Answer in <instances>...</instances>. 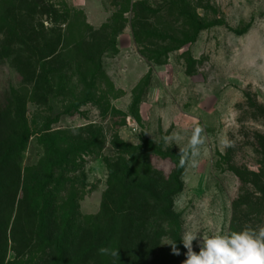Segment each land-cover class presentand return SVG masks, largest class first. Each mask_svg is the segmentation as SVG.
I'll return each instance as SVG.
<instances>
[{
	"label": "rangeland",
	"instance_id": "374dc122",
	"mask_svg": "<svg viewBox=\"0 0 264 264\" xmlns=\"http://www.w3.org/2000/svg\"><path fill=\"white\" fill-rule=\"evenodd\" d=\"M140 1L156 10L155 29L167 36L160 49L168 52L157 61L142 57L126 24L115 39L116 52L102 56V75L90 95L84 76L76 73L72 51L64 60L74 62V70L59 85L50 84L48 95L34 96L32 87H22L10 60L0 59V106L9 105L13 91L26 99L29 133L23 165L35 167L31 192L35 180L47 178L57 146L66 150L91 138L94 144L77 158L67 157V165L52 167L61 184L50 190L58 204L66 199L67 206L53 211L48 203L37 209V224L41 219V225L51 226L53 214L58 222H69L76 240L85 231L110 232L117 219L102 211L105 194L109 191L111 199L143 188L142 170L132 163L118 165L112 142L136 146L151 141L164 153L186 155L181 190L171 198L180 239L187 231L203 236L264 226V0H133ZM114 3L48 0L53 15L43 16L42 25L46 31H62L70 46L84 23L94 30L106 24L118 9ZM124 15L129 19V13ZM143 45L145 55H151L154 46ZM96 134L103 138L95 139ZM193 138L198 140L195 157L191 149L185 152ZM168 159L152 154L153 166L165 179L176 172ZM123 223L119 219L117 227ZM165 245L142 264L173 262L171 246ZM192 249L199 251L197 240ZM119 254L113 243L107 262L116 264ZM3 256L6 264L16 260L10 241ZM127 256L138 264L134 249ZM25 257L16 264H52L55 253L41 245L33 249L32 259Z\"/></svg>",
	"mask_w": 264,
	"mask_h": 264
},
{
	"label": "trees",
	"instance_id": "16d2710c",
	"mask_svg": "<svg viewBox=\"0 0 264 264\" xmlns=\"http://www.w3.org/2000/svg\"><path fill=\"white\" fill-rule=\"evenodd\" d=\"M47 2L0 0V59L10 60V65L20 76L22 87H32L34 96L52 94L50 84L59 85L72 73L74 62L64 60L69 51L76 53V73L84 76L88 88L85 87L86 92L90 95L102 75V56L116 52L115 39L126 24L130 26L133 42L140 47L138 52L142 57L157 61L168 52L166 48L160 49L167 36H160L155 29L153 21L156 20V10L145 6L142 1L115 0L114 5L118 9L109 21L98 30L84 23L86 30L79 31L76 42L70 46L65 44L62 31H46L43 27V16L53 15L48 11ZM125 13L130 14L129 19ZM145 42L149 47L154 46L151 55L146 56L142 51ZM42 103L43 98H40L38 104ZM25 106L26 99L18 91H13L8 106H0V264H6L3 255L9 241L16 254L12 264L24 263L25 256L27 260L32 259L33 249L41 245L53 248L55 259L52 264H110L106 253L101 250H109L113 243L120 249L116 264H135L129 261L131 256H127L131 249H134L138 264H142L144 260L162 253L166 249L165 242L169 240L176 241L180 251V255H175L170 264H183L186 258L180 240L179 220L173 212L171 198L181 190L179 173L186 155L164 153L151 141L136 146L112 142L117 151L114 160L118 165L126 167L132 163L142 170L143 188L137 186L130 190H136L134 193H124L118 197L114 195L111 199L108 191L104 196L102 211L117 219L110 232L97 235L85 231L76 240L77 235L72 236L69 222L60 223L51 214L53 222L47 227L41 225V219L37 224L36 214L37 209L47 207L48 203L53 206V211L65 209L67 200L58 204V196L50 190L51 185L56 187L61 184L60 176L54 175L53 168L67 165L70 162L67 157L77 158L81 151L93 144L92 138L76 147L65 146L66 150L57 146V151L51 153L55 161L49 166L47 178L43 182L35 180V190L31 192L29 177L35 167L23 165L29 133ZM65 137H62V143L67 139ZM94 138L102 139L103 136L96 134ZM101 148L103 143L99 145V150ZM152 154L161 159L169 158L172 166H176V172L165 179L163 172L153 166ZM107 165L110 169L111 164L107 162ZM119 219L124 223L118 228L116 223ZM35 229L40 231L35 233ZM35 239L37 243H33Z\"/></svg>",
	"mask_w": 264,
	"mask_h": 264
},
{
	"label": "clouds",
	"instance_id": "9594fccd",
	"mask_svg": "<svg viewBox=\"0 0 264 264\" xmlns=\"http://www.w3.org/2000/svg\"><path fill=\"white\" fill-rule=\"evenodd\" d=\"M198 140L193 138L185 149L192 150L197 155ZM187 249L183 264H264V226L253 228L243 227L236 231L200 235L197 232L187 231L180 239ZM197 240L198 252L192 249V242ZM165 244L171 246L173 255H180L176 241L169 240ZM107 253V249H102ZM117 255V252L110 253Z\"/></svg>",
	"mask_w": 264,
	"mask_h": 264
}]
</instances>
